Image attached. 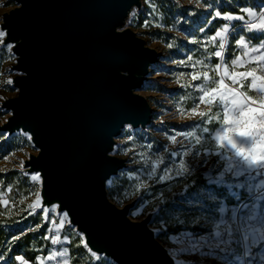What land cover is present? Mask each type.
<instances>
[{"label": "water", "instance_id": "95a60500", "mask_svg": "<svg viewBox=\"0 0 264 264\" xmlns=\"http://www.w3.org/2000/svg\"><path fill=\"white\" fill-rule=\"evenodd\" d=\"M0 14L16 94L0 99L7 137H32L23 173H40L42 207L57 205L85 248L115 264H174L149 226L156 209L133 220L137 197L111 202L107 179L127 168L114 154L131 124L146 129L153 112L138 92L158 51L126 26L140 0H13ZM40 210V209H38ZM90 252V251H89Z\"/></svg>", "mask_w": 264, "mask_h": 264}, {"label": "snow or ice", "instance_id": "6c2138e0", "mask_svg": "<svg viewBox=\"0 0 264 264\" xmlns=\"http://www.w3.org/2000/svg\"><path fill=\"white\" fill-rule=\"evenodd\" d=\"M231 2L228 0V3ZM196 4L208 11L213 7L217 9L212 19L199 28V33H206L217 18L225 22L215 29L214 34L206 35V42L202 45L196 37L189 39V43L201 45L206 56L194 60L193 55L189 54L186 60L173 61V64L190 66L192 69L187 74L179 72L176 82L181 84L180 78L186 75L190 78L181 87L193 91L181 95L179 99L181 102L190 101L193 106L187 109L177 107L182 120L193 123L182 124V128L188 130H173L171 134L165 132L168 143L160 147L153 143L139 146L146 151L136 152L135 135H127L126 143H132L133 147L126 148L124 155L134 153L131 162L141 166L135 170L121 171L108 178L106 183L109 188H122L123 199L132 200L150 192L153 182L167 185V192L172 193L171 182L177 179L184 181L178 202L175 197L173 201L167 200L164 191L150 193L166 207L176 210L172 217L176 224L185 225L190 215L191 225L203 230L201 234L183 231L168 236L174 245L169 249L174 264H187L182 256L197 252L204 256L220 252L225 254V258L231 255L241 264H252L251 261H242L237 252L242 249V256L251 257L254 248L260 252V264H264V0L259 5L237 9V12L247 14V20L243 14H233L231 9L227 12L219 10L220 0H213L211 4L196 0ZM156 10L153 4L152 11ZM237 21L244 23L238 25L235 23ZM147 24L145 20V26ZM238 33L242 34L234 39V45L231 44V38ZM6 36L7 33L0 30V44H5ZM209 45H214L215 50L209 49ZM6 47L11 54L13 46L7 44ZM167 47L171 49L174 44L169 43ZM232 48L240 50V54H235ZM229 57L232 58L229 60ZM214 59L217 62L213 63ZM197 66H201L200 70H197ZM6 83L13 81L9 79ZM201 105L205 107L202 109ZM132 128L131 124L127 125L126 132ZM5 135L0 133V138ZM27 139L31 140L32 137L27 136ZM213 157L217 159L213 160ZM20 163L23 167L24 162ZM200 169H203L206 186L196 190L194 186L197 181L194 178ZM40 179V173L31 175L34 182ZM189 181L192 183L189 184ZM221 188L226 189L228 196L234 197L237 203L230 205L228 198L219 191ZM242 193L248 202H244ZM118 202L123 203V200ZM0 204L6 206L9 201L0 198ZM132 206L135 207V204ZM28 208L31 210L28 215L38 214L37 210L40 209L45 221L49 214L58 210L54 204L50 208L42 207L40 192L36 193V199ZM142 211L143 208H140L133 215H139ZM68 217L69 214L63 212L59 215V223L53 220L55 234L50 237L53 250L43 258L37 255L35 261L39 264L59 260L69 264L66 258L69 249L63 247L68 237L64 235L62 240L60 232ZM40 227L36 225L37 229ZM168 227L165 221L155 231L161 234L162 229L166 231ZM23 235L25 233L21 232L20 236ZM20 236H12L8 251L0 254V262L8 264L12 258V242L20 239ZM44 239L49 240V236L46 235ZM79 239L84 243L82 236ZM84 247L88 245L84 244ZM91 257L100 259L96 252H91ZM30 259L23 254L14 256L19 264H29Z\"/></svg>", "mask_w": 264, "mask_h": 264}, {"label": "rangeland", "instance_id": "374dc122", "mask_svg": "<svg viewBox=\"0 0 264 264\" xmlns=\"http://www.w3.org/2000/svg\"><path fill=\"white\" fill-rule=\"evenodd\" d=\"M142 7L140 10L134 9L130 14L126 26L132 28L141 38L145 40V43L151 47H154L158 53V61L151 65L150 71L147 75L148 80L144 83L143 87L138 90L139 93L144 95L150 107L152 108L153 117L152 124L147 126L146 129L142 130L140 128L133 129L130 132H126V126L122 129L121 134L116 138V146L114 154L119 157L127 159L128 166L127 168L120 170H135L141 165L134 164L131 162V158L134 153H129L127 156L124 155V150L126 148H132V143H126L127 135H135L136 140L134 143L137 145L136 152L146 151L139 147L140 145H146L147 143H153L155 146L160 147L163 144H167L168 141L165 136V132L171 134L173 130L183 131L188 130L182 128L184 123H193V121H187L186 119L181 118V115L178 111L179 107L187 109L188 107L193 106L189 102H181L179 97L181 95H186L188 92L193 91L190 89H182L181 85L189 81L187 75L181 77V84H177V74L179 72L192 71L189 67L184 65L173 64V61L180 59H187V55H193V59H200L203 56H206L207 53L203 51L202 44L206 42L205 36L214 34V31L217 27H222L223 21L220 18H217L213 21L211 27L207 28L206 33H199V28L204 26L206 22L212 19L214 11L217 10L215 7L211 11L205 10L197 6L196 0H140ZM202 3H213V0H202ZM221 8H224L227 12L230 9L233 14H243L247 20V14L237 12V9L243 6L259 5L261 0H232L231 3H228V0H220ZM15 2L13 0H0V14L9 8L13 7ZM153 4L156 5V11H152ZM258 10V9H257ZM136 13L133 16V13ZM223 12V11H222ZM145 20L148 21L147 26H145ZM238 25H242L244 22L237 21L235 22ZM238 33L235 37H232L230 42L234 45V39L238 38ZM260 35V33H257ZM191 37H196V39L201 41V45H193L189 43ZM173 43V48H168L167 45ZM209 49L215 50L214 45H209ZM235 54H240V50L232 48L231 49ZM11 57V58H10ZM232 57H229V60ZM14 62L13 54H9L7 47L0 46V99L12 96L16 94V89L7 84L6 81L10 79L13 75V72L8 70L10 64ZM213 63L217 62L215 59ZM201 66H197V70H200ZM199 83V82H197ZM198 96V93H197ZM205 106L201 105L203 109ZM7 112L0 108V122L5 120ZM6 135L3 138H0V174H6L9 171H17L20 173V176H13V180L16 184V189L12 192V188L9 185H5L0 179V194H2V199H7L9 201L8 205L0 204L3 209V215L6 218L12 219V223L5 224V228L10 232V237L8 241H11L12 236H20L21 232H33L31 237V250L38 252L36 254L40 255L42 258L46 257L53 250V246L50 244L51 235L55 234V228L53 220L55 223H59V215L61 213H51L49 214L48 220H44V216L41 210H37L38 214L28 215L31 211L28 208V205L31 204L36 199V193L39 188V181L34 182L31 180V174H25L20 170L21 161L23 158H26L29 152H35V147L31 144L30 140L27 139V136L22 132H17L10 137ZM175 147V146H174ZM7 156L8 159L5 160L4 157ZM217 157H213V160ZM118 173V174H119ZM203 169L197 171L195 180V189L198 190L200 187L206 186V181L203 178ZM117 174V175H118ZM161 174L162 171H161ZM192 182L189 181V184ZM127 182L125 181V185ZM184 184L183 180H174L171 182L172 193L167 192V185L156 184L153 182V186L150 189V192L143 193L142 197H137L135 207H132L129 210L128 215L133 220L141 219L145 214L152 210L156 209L152 220L149 223V226L157 229L161 228L163 222L167 221L169 228L177 229V232H169L168 229L164 231L162 229L161 234L156 233V237L161 241L168 249L174 247L171 241L168 239V236L178 235L183 231H192L195 234H201L202 229L195 228L191 225L192 217L187 216V223L183 226L176 224L172 217L176 214V210L166 207L164 204L157 201L154 196L150 193H159L164 191L166 193V199L173 201L174 197L176 201H179L180 193L183 190L182 185ZM221 194L228 198V203L230 205L237 203L234 197H230L227 194V190L224 188L219 189ZM122 188H109L107 186L108 197L119 207H121L125 202L129 201L123 199ZM135 198V197H133ZM242 199L244 202L247 201V197L242 193ZM119 200H123V203H119ZM145 201H151V203H145ZM140 208H143V211L139 215H133L134 212H137ZM23 209V211H21ZM19 214V215H17ZM187 215V214H186ZM18 221V222H17ZM36 225H41L39 229L36 228ZM33 229V231H28V229ZM49 228H52V231H49ZM61 239L63 236L67 235L68 240L64 242L63 247L69 249L68 256L66 257L69 261V264H115L110 258L100 256L99 260H96L91 257V252H89L82 245L80 241L81 234L77 232L73 226L68 224L66 221L63 228L60 229ZM49 236V240H45V236ZM8 249V248H7ZM203 251H207L204 249ZM242 249L237 252V255H241V259L244 262L251 261L252 264H260V252L258 249H253V254L251 257L242 256ZM7 252V251H2ZM0 254L1 253L0 251ZM35 256V257H36ZM12 257V256H11ZM186 260L187 264H241V261L235 260L231 255H228L225 258L224 253L217 252L211 256H204L201 253H185L182 256ZM4 264V262H0ZM8 264H19V262L11 258L8 261ZM29 264H39L35 261ZM46 264H63L62 260L51 262L46 261Z\"/></svg>", "mask_w": 264, "mask_h": 264}, {"label": "trees", "instance_id": "16d2710c", "mask_svg": "<svg viewBox=\"0 0 264 264\" xmlns=\"http://www.w3.org/2000/svg\"><path fill=\"white\" fill-rule=\"evenodd\" d=\"M221 9L223 12L226 11L224 8H221ZM15 175L20 176V173L17 171H9L4 175L0 174V179L4 181L3 183L5 185H9L12 188V192H14L16 189V184L12 178ZM0 213H3V209L1 208V206H0ZM12 221H13L12 219L6 218L4 215H0V249H2V251H8L7 248H9L10 246L8 243L9 242L8 238L11 235H10V232L5 228V224L12 223ZM167 229L169 232H173V233L178 231L177 229H172L169 227ZM32 235H33V232H27L25 233V235L20 236V239L12 242V245H11L12 259L15 255L23 254L25 255L26 259L31 258L30 261L34 262V258L38 252H34L31 250ZM2 251L1 253H3Z\"/></svg>", "mask_w": 264, "mask_h": 264}, {"label": "bare ground", "instance_id": "6f19581e", "mask_svg": "<svg viewBox=\"0 0 264 264\" xmlns=\"http://www.w3.org/2000/svg\"><path fill=\"white\" fill-rule=\"evenodd\" d=\"M109 200H110L111 202H113L110 198H109ZM63 212H64V211H63ZM63 212H61V214H62Z\"/></svg>", "mask_w": 264, "mask_h": 264}]
</instances>
